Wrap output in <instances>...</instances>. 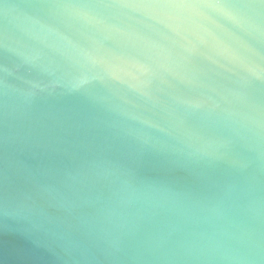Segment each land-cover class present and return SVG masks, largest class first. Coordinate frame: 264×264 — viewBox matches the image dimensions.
Here are the masks:
<instances>
[{
  "label": "water",
  "instance_id": "water-1",
  "mask_svg": "<svg viewBox=\"0 0 264 264\" xmlns=\"http://www.w3.org/2000/svg\"><path fill=\"white\" fill-rule=\"evenodd\" d=\"M0 264H264V0H0Z\"/></svg>",
  "mask_w": 264,
  "mask_h": 264
}]
</instances>
